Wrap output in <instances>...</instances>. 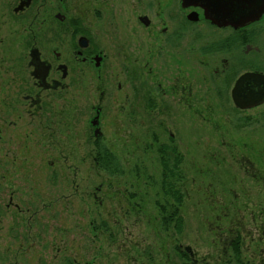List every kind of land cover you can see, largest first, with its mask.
Masks as SVG:
<instances>
[{
    "label": "rangeland",
    "instance_id": "obj_1",
    "mask_svg": "<svg viewBox=\"0 0 264 264\" xmlns=\"http://www.w3.org/2000/svg\"><path fill=\"white\" fill-rule=\"evenodd\" d=\"M152 1L142 4L149 8L148 27L137 21L139 9L93 17L110 61V89L100 99L95 80L93 95L78 100L83 112L63 114L61 154L16 129L14 208H4L7 187L0 186V264H264V113L209 110L214 99L204 95L197 65L170 63L166 39L170 16L182 15L179 0L150 7ZM163 25L167 32L155 40ZM200 26L189 25L192 36ZM124 33L131 44L123 50L126 61ZM192 43L189 53L174 50L175 58H193L199 43ZM135 57L141 63L127 61ZM177 78L192 87L189 99L179 100L171 88ZM90 103L105 106L100 144L116 156L114 172L93 159ZM170 137L183 155L180 234L164 228L157 204L166 199L157 146ZM176 246L187 249L189 259Z\"/></svg>",
    "mask_w": 264,
    "mask_h": 264
},
{
    "label": "flooded vegetation",
    "instance_id": "obj_2",
    "mask_svg": "<svg viewBox=\"0 0 264 264\" xmlns=\"http://www.w3.org/2000/svg\"><path fill=\"white\" fill-rule=\"evenodd\" d=\"M154 1L157 4L159 0L147 4L152 7ZM142 4L143 0H0V186L7 187L5 209L15 207L16 129L27 132L26 140L42 143V148L49 147L48 152L61 154L63 114H78L83 108L78 100L93 95L95 80L100 99L110 89L106 80L110 61L102 42L94 35L93 17L102 18L112 10L123 13L139 9L135 11L137 21L148 27L149 8ZM178 9L182 15L179 19L170 16V39H166L170 40V63L197 65L204 95L214 99V107L209 110L220 107L234 115H250L247 111L261 109L264 113V12L253 20L239 22L237 17L221 16L213 21L204 8L183 6L181 0ZM193 11L198 13L196 20L188 18ZM196 23L202 27L192 36L195 29L189 25ZM160 32L155 40L167 32L166 26ZM123 36L122 54L131 45L125 33ZM186 37L198 42L199 49L191 59L185 54L187 58L178 55L176 59L174 50L189 53L194 44L190 38L186 42ZM123 57L127 59L126 54ZM127 61L141 63L138 57ZM122 66L127 68L124 63ZM246 74L253 75L239 83ZM116 87L121 89V84ZM171 88L180 92L181 101L186 95L188 99L193 95L192 87L184 85L180 78ZM148 100L155 105L151 97ZM87 111L89 140L96 148L93 159L98 163L97 145L102 139L105 106L90 103ZM249 117L243 118L250 120ZM36 129L40 134L36 131L38 138L31 139ZM48 163L53 166L56 161ZM239 238L237 235L232 241L237 252Z\"/></svg>",
    "mask_w": 264,
    "mask_h": 264
},
{
    "label": "trees",
    "instance_id": "obj_3",
    "mask_svg": "<svg viewBox=\"0 0 264 264\" xmlns=\"http://www.w3.org/2000/svg\"><path fill=\"white\" fill-rule=\"evenodd\" d=\"M169 140L170 143H161L157 146L160 165V190L166 197L163 204L159 202L157 204L161 211V221L164 228H170L180 234L183 230V216L180 209L184 199L182 182L185 178L181 167L183 155L174 144L172 137ZM97 161V164L103 169L110 172L117 170L115 168L116 156L103 144L97 145ZM175 249L182 259H189L187 249L182 250L179 246H176Z\"/></svg>",
    "mask_w": 264,
    "mask_h": 264
},
{
    "label": "water",
    "instance_id": "obj_4",
    "mask_svg": "<svg viewBox=\"0 0 264 264\" xmlns=\"http://www.w3.org/2000/svg\"><path fill=\"white\" fill-rule=\"evenodd\" d=\"M183 6L202 7L213 21L221 17L235 18L239 22L253 20L264 12V0H181ZM188 18L196 20L198 13L193 11L189 13ZM253 74L243 75L239 83L245 81ZM258 74H255V76ZM235 91V90H234ZM256 104V103H255ZM98 133L95 132V136Z\"/></svg>",
    "mask_w": 264,
    "mask_h": 264
}]
</instances>
